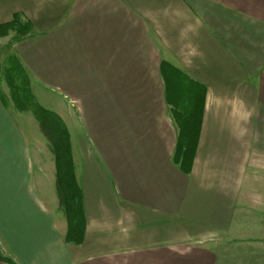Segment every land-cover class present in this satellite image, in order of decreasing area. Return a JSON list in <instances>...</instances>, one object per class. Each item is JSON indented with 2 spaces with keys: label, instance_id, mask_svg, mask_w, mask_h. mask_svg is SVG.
<instances>
[{
  "label": "crops",
  "instance_id": "obj_1",
  "mask_svg": "<svg viewBox=\"0 0 264 264\" xmlns=\"http://www.w3.org/2000/svg\"><path fill=\"white\" fill-rule=\"evenodd\" d=\"M14 13L32 27L4 51L60 102L86 227L65 241L55 165L0 98V264H264V0H0ZM175 102L202 104L188 172Z\"/></svg>",
  "mask_w": 264,
  "mask_h": 264
},
{
  "label": "trees",
  "instance_id": "obj_2",
  "mask_svg": "<svg viewBox=\"0 0 264 264\" xmlns=\"http://www.w3.org/2000/svg\"><path fill=\"white\" fill-rule=\"evenodd\" d=\"M31 27L32 24L29 20L22 18L20 13H14L9 21L0 23V37L13 31V40H18L25 36ZM1 79L7 85L8 99L2 94L1 90L0 98L5 103L9 100L17 111H29L34 116L40 132L48 142L55 165L54 186L58 206L63 212L67 223L65 241L71 244H80L85 234L86 218L83 192L75 173L69 131L56 112L44 107L36 100L30 87L27 70L16 54L8 53L4 65L0 63ZM167 87L171 88L169 84H167ZM192 104L194 108H198L199 103H197V100L193 101ZM182 105V102H175L173 106L175 108V118L180 128L174 159L185 172H188L197 145L202 104L199 108L200 111H196L194 108V110L189 111L181 107ZM1 260L9 264H15L6 257H1Z\"/></svg>",
  "mask_w": 264,
  "mask_h": 264
},
{
  "label": "rangeland",
  "instance_id": "obj_3",
  "mask_svg": "<svg viewBox=\"0 0 264 264\" xmlns=\"http://www.w3.org/2000/svg\"><path fill=\"white\" fill-rule=\"evenodd\" d=\"M13 35H14V32L11 35L12 37L11 36H8V37L7 36L6 37L3 36V38H0V56H1V59L4 56H7L6 55V52L4 51L3 45L6 44V42H8V40H9V43H10L14 39ZM0 63H1V65H4V61H2V62L0 61ZM27 74L29 76L28 71H27ZM0 90H1L2 94L8 99V88H7V85H6V83L4 82L3 79L0 80ZM36 95H37L36 96V100L41 105H43L44 107H46V108H48V109H50L52 111L58 110V108L61 107L60 106V102L57 101V99L55 97L56 94L54 92H52V91L47 90L46 93L44 92V94H43L42 92L39 93L38 92V88H37V94ZM7 103L9 104V106H11V108L13 110L17 111L13 107L12 103L9 100H7ZM18 112H20V111H17V117H18V119L20 118V116H23L22 115L23 113L24 114H29L31 116L30 117L31 121H28V123L30 122V124H27V122H25V120H22V124L21 125H24L25 131L28 132V133H30L31 135L33 134V131L34 130H36V131H38L40 133V137L42 138V140H41L42 143L40 144V147H41V150H42L41 155H43L46 158H49L48 159L49 162H46V163H50V159H51V167H52V171H53L54 170V166H53V164H54L53 154L51 153V151L49 149V145H48L47 140L44 138V136L42 135V133L39 130L37 121L35 120L34 116L29 111H23L21 113H18ZM73 137H75V133L74 132H73ZM52 171H51V168L50 169L46 168L47 175H51L52 174V177H53L54 176V172H52ZM183 227H185V226H182V228ZM177 236H188V234H186V232H183V233L180 232V233H178ZM198 236L203 241H205V239H208L209 240V239L215 237V233L213 231L206 230V231L202 232V234L197 235L195 238L198 239Z\"/></svg>",
  "mask_w": 264,
  "mask_h": 264
}]
</instances>
